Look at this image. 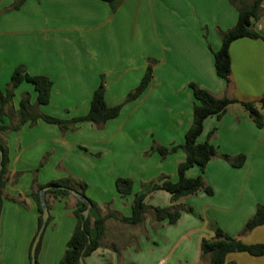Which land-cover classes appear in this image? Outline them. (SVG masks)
<instances>
[{"label": "crops", "instance_id": "0c3cea01", "mask_svg": "<svg viewBox=\"0 0 264 264\" xmlns=\"http://www.w3.org/2000/svg\"><path fill=\"white\" fill-rule=\"evenodd\" d=\"M12 1L0 0V89L18 65H23L29 75L45 76L51 88L48 104L38 107L44 115L62 120L84 116L91 94L100 81L105 87V103L116 105L108 102V93L122 97L138 84L146 67L151 68L152 77L145 91L118 114L121 121L116 135L119 133L123 142L117 148L127 147L137 156L149 148L151 137L164 147L182 143L191 122L190 83L217 98L224 96L253 103L264 99L263 41L238 39L230 43L228 84L214 73L212 52L220 46L216 30H227L236 21V11L227 0H113L109 3L25 0L19 9L3 12ZM261 6L264 11V0ZM253 29L264 37V12L253 22ZM25 84H20L13 92V110L23 93L29 94L30 103L34 101L31 87ZM260 113L264 120V109ZM79 125L73 142L59 138L57 129L40 119L33 126L24 124L14 133L0 135V143L6 146L8 153L1 190L0 264H29L28 248L36 232L37 213L28 195L38 185L63 177V172L52 171L48 165L43 168L46 171H36L32 184L29 172L37 167L42 154L49 148L62 150L65 145L71 154L68 159L74 154L73 158L80 162L83 153L79 147L89 151L94 147L98 151L105 148L106 151V144L93 146V140L89 139L96 136L104 139L106 123L100 129L87 122ZM211 131L208 141L215 147L216 155L206 164L203 180L212 194L197 192L180 198L174 203L181 209L180 218L173 225L155 223L149 216L139 226L107 219L98 248L83 259L84 264H202L200 242L213 234L208 222L212 221L230 235L241 229L253 214L255 205L264 203V126L257 128L242 108L233 104L219 120L212 116L203 121L198 142H204ZM134 139L141 144L135 150ZM150 154L151 177L160 174L158 179L174 181L176 167L184 159L183 153L177 150L164 160H159L156 153ZM220 155H243L245 161L234 169L221 160ZM59 157L62 159V154ZM140 161L143 164L144 157ZM96 165H91L93 174H87L88 177H102L101 173L93 171ZM198 173L194 167L186 172V177H195ZM68 174L88 186L90 180L83 179L77 170ZM158 179H150L151 184ZM92 181L99 187L103 185L101 179ZM88 187L85 196L94 203L87 214L91 221L107 210L129 216L132 197L124 198L121 210L114 206L106 208L105 198H90ZM133 193H144L162 203L150 201L151 206L172 205L168 194L162 190L150 192V187H145ZM74 199L72 195L47 199L51 223L42 234L37 264H58L75 224L71 215ZM186 207L191 208V212H186ZM108 228L117 231L107 237ZM142 229L152 236L144 239ZM125 237L127 240H119ZM236 238L244 244H264V224ZM225 263L264 264V255L251 257L232 253L226 256Z\"/></svg>", "mask_w": 264, "mask_h": 264}, {"label": "trees", "instance_id": "16d2710c", "mask_svg": "<svg viewBox=\"0 0 264 264\" xmlns=\"http://www.w3.org/2000/svg\"><path fill=\"white\" fill-rule=\"evenodd\" d=\"M25 0H13L12 3L3 9V12L14 11L24 3ZM104 3L112 2L113 0H100ZM263 0H227V2L236 11V21L234 25L224 31L216 30L220 39V46L212 52L213 69L215 75L222 79L225 84L229 82L230 75V60L228 48L230 43L238 39H259L264 42V37L260 36L253 29V22L258 20L263 14L261 6ZM152 77L151 68L146 67L138 84L129 90L119 105L108 106L104 100L105 87L102 81L93 90L87 113L81 117H74L68 120L57 119L48 115H44L38 111L39 106L48 104L51 82L42 75H29L23 65L16 66L6 82L3 89H0V134L19 130L24 124L33 126L38 119L46 124L57 126L61 130H73L78 124L87 122L95 128H101L107 121L115 119L121 109L122 104L130 103L136 100L146 89ZM22 83L29 84L35 95L33 103H30L28 93L21 94L17 103V108L12 109L11 100L14 90ZM193 100L191 106V122L188 129L183 135V141L180 145H172L164 147L152 140L149 151L145 154L156 153L160 159L175 153L180 150L184 159L176 167V179L170 181L168 179H158L157 183H152L150 192L154 190H162L169 196V207L148 206L145 203L146 195L144 193L132 194V181L128 178H117L113 181L115 193L120 198L132 195L129 205V216H119L110 211H106L103 216H98L93 221L89 216L83 217L84 210H90L94 207L86 196V184L82 180L77 179H60L51 181L44 185H38L34 191L29 193L37 213L36 232L32 237L28 248V260L31 243L41 224V209L39 206L38 194L43 188L44 202L47 210V199H60L70 196L68 190H74L79 196L75 198V204L71 211L74 218V227L65 243L64 251L58 261V264H79V259L82 261L89 256L99 246V240L104 234V223L111 218L115 221L129 225L139 226L144 223V220L149 216L150 220L155 223L165 222L168 225L175 224L180 218L181 209L174 205L180 198L193 195L197 192H203L206 195H211V189L206 186L203 180V173L208 161L216 155L215 147L208 141L213 131L209 132L204 142H198V137L202 132L203 121L208 117H214L219 120L226 112L230 105L238 104L247 114L248 118L254 123L257 128L264 126L263 117L260 110L264 109V99H260L257 103L240 102L227 97H214L210 92L197 87L195 84H188ZM8 109L7 112L5 110ZM11 116L16 119L15 124L7 125L4 123L5 116ZM70 127V128H68ZM0 210H1V190L5 182V174L8 165V153L6 146L0 143ZM221 160L226 162L234 169L240 168L245 157L243 155H220ZM197 168L198 175L195 177H186V172L191 168ZM32 179V184H34ZM186 212H191V208L186 207ZM50 217L48 215L45 222L46 227ZM264 224V203L255 206L253 214L244 222L240 229L239 235L249 233L256 227ZM209 227L212 229V237L208 240L202 239L199 246V258L203 264H226V256L232 253H244L251 257H261L264 255V244H244L238 238H233L224 233L212 221L209 222ZM44 230V229H43ZM42 230V232H43ZM91 230L93 235L91 236ZM42 234V233H41ZM41 237V235H40ZM40 238L34 250V258L38 252ZM84 263V262H83ZM30 264V263H29ZM35 264L36 261H35Z\"/></svg>", "mask_w": 264, "mask_h": 264}, {"label": "rangeland", "instance_id": "374dc122", "mask_svg": "<svg viewBox=\"0 0 264 264\" xmlns=\"http://www.w3.org/2000/svg\"><path fill=\"white\" fill-rule=\"evenodd\" d=\"M28 87H31L29 84H25ZM32 90V88H31ZM107 92V91H106ZM18 94V92H17ZM126 95V93L120 97V98H116V94L115 93H108V95L106 96V99L108 100V102H111L112 104H116L119 105L122 103L124 96ZM21 96V95H20ZM128 104V103H126ZM126 104H122L121 109H125V105ZM120 116H118L116 119L114 120H110L108 122H106V132L103 134H106V137L104 139H102L99 136H96L94 139L92 137H89V139H92V145L93 146H103L106 144V151L105 148H103L102 150L98 151V149L94 147V149H90L91 151H89V149H83L82 147H79L80 151L83 153V156L80 157V162H78V160L76 158H73L74 154L72 155L71 159H68L69 155L71 156V154L68 152L67 150V146L63 145L62 146V150H60L58 147L56 148H49L47 151H45L42 156H41V160L38 163L37 167L35 169H33V171H30L29 174L33 178H36V171H40L41 173L46 171V169H43L45 166L51 165V169L52 171H57V172H63V177L61 179H66V178H71V179H76L71 177L68 172H72L77 170V172H79V174H81L83 176V179H89L90 181H88V189L90 190V198L94 199V200H102L103 198H105L106 200V208H109L110 206H114V208H119V210H121L124 206L123 201L124 198H120L117 197L116 194L114 193L113 190V182L111 181V179H117V178H128L130 180H133L132 183V194H134L133 192H135V190H143V188L145 187H150L151 186V180L150 179H158L159 175H157L156 177H151L152 174V163L150 162V159H148L151 154H145L143 155L145 152H148V149L143 152L142 154H139L138 156L136 155V153L133 154L132 151H130V149L126 148H117V146L123 142L121 136H119V133H117L118 135H116V131L118 130V127L120 126ZM16 122V119L11 117V116H5L4 117V123L7 125H14V123ZM264 123V120H263ZM87 125V124H85ZM55 127V129H57V133L59 138H63L66 139L67 141H71L73 142V140L76 139V129L80 126L79 124L73 129H66V130H61L59 129L57 126L52 125ZM92 126V125H91ZM29 127V126H27ZM88 127V126H86ZM95 128V126H92ZM70 128V127H68ZM96 129H100V128H96ZM18 131V130H16ZM16 131H12L11 133H14ZM7 133V132H5ZM5 133H1L0 135L2 136ZM65 135V136H64ZM120 137V138H119ZM129 140V138H128ZM152 140H154L153 137H151L150 139V144L152 142ZM103 142V143H101ZM126 143V142H125ZM126 145L130 146V142L128 141L126 143ZM141 144L138 143V140L134 139V150L136 148H140ZM47 147H49V145L47 144ZM150 147V145H149ZM99 152V153H98ZM154 153V152H153ZM152 153V154H153ZM62 154V159L59 157ZM100 154H104L100 155ZM155 155V154H153ZM106 156V157H105ZM103 157V158H102ZM144 157V163L141 164V158ZM157 157V156H156ZM102 159L101 162H97L99 159ZM159 160H164V159H160L159 157H157ZM51 160V162L49 160ZM88 161H91L90 163ZM97 163V167L93 169V171L95 170L96 172L101 173L102 177L98 178L96 175L95 177H93L92 175H90L89 177L87 176V174H93L90 172V170H92L91 165H95ZM93 179H101L103 185L101 187L97 186L95 184L94 181H92ZM80 180V179H77ZM32 181V180H31ZM143 182V183H142ZM97 192H100V195H97ZM116 197V198H112ZM129 197H132V195H130ZM157 202V204H162L160 200H155L154 198H149L146 197V204L148 206L149 202ZM105 205V204H103ZM102 205V206H103ZM257 205V204H256ZM255 205V206H256ZM160 206V205H159ZM60 215V214H59ZM147 218V217H146ZM51 220H49V222L47 223L46 227H50V222ZM61 221V218H60ZM208 226H209V222H208ZM46 227L44 228V230L46 229ZM142 228V226H140ZM43 230V232H44ZM47 230V229H46ZM145 230V231H144ZM142 229L140 230V232H142L144 239H149V237L152 236L151 232H147L146 229ZM107 231L109 232L107 237H109V235L114 234V231L117 230H111L110 228L107 229ZM42 232V234H43ZM140 232L136 235L137 237H139ZM239 231H237L236 234L234 235H230L227 234L230 237L236 238L238 236H243V235H239ZM45 233V232H44ZM225 233V232H224ZM42 234L40 237V242L39 245L41 243V239H42ZM130 234V233H129ZM44 235V234H43ZM44 237V236H43ZM119 240L124 241L127 240V238H120ZM39 248V247H38ZM39 257V256H38ZM36 261V259H35ZM203 264V263H202Z\"/></svg>", "mask_w": 264, "mask_h": 264}, {"label": "water", "instance_id": "95a60500", "mask_svg": "<svg viewBox=\"0 0 264 264\" xmlns=\"http://www.w3.org/2000/svg\"><path fill=\"white\" fill-rule=\"evenodd\" d=\"M0 160H1V152H0ZM45 190H46V188H43L41 190V192H39V194H38L39 206H40V209H41V214H40L41 224H40V227H39V229H38V231H37L32 243H31V247H30V251H29V258H30L29 263L30 264H35L34 250H35L36 244H37V242H38V240L40 238L42 230L44 229L45 222H46L47 217H48V210H47L46 204L44 202V191ZM68 193L70 195H72L73 197H75V198H77L79 196L74 190H68ZM87 214H88V210H84L82 212V216L84 218L87 217ZM79 264H84L81 258L79 259Z\"/></svg>", "mask_w": 264, "mask_h": 264}]
</instances>
